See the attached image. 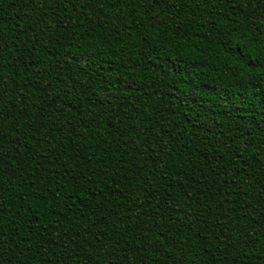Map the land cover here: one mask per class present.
<instances>
[{
    "label": "trees",
    "instance_id": "trees-1",
    "mask_svg": "<svg viewBox=\"0 0 264 264\" xmlns=\"http://www.w3.org/2000/svg\"><path fill=\"white\" fill-rule=\"evenodd\" d=\"M262 65L264 0H0V264H264Z\"/></svg>",
    "mask_w": 264,
    "mask_h": 264
},
{
    "label": "snow or ice",
    "instance_id": "snow-or-ice-1",
    "mask_svg": "<svg viewBox=\"0 0 264 264\" xmlns=\"http://www.w3.org/2000/svg\"><path fill=\"white\" fill-rule=\"evenodd\" d=\"M256 59H261V57H256ZM262 66H264V65H262Z\"/></svg>",
    "mask_w": 264,
    "mask_h": 264
}]
</instances>
